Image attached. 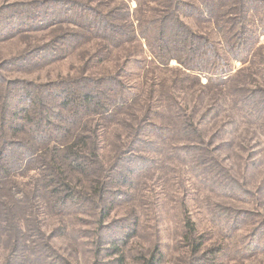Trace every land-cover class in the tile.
<instances>
[{
    "label": "rangeland",
    "instance_id": "1",
    "mask_svg": "<svg viewBox=\"0 0 264 264\" xmlns=\"http://www.w3.org/2000/svg\"><path fill=\"white\" fill-rule=\"evenodd\" d=\"M136 7L0 0V170L9 167L0 173V264H146L155 252L161 264H264V12L251 6L258 40L243 60L186 75L176 61L160 68L130 36L127 23L158 15ZM185 21L220 38L206 21ZM15 23L14 32L1 27ZM222 69L226 81L212 85ZM105 86L103 97L121 102L110 113L61 108L63 91ZM30 94L49 114L45 135L30 126ZM90 133L97 163L71 168L65 150ZM60 177L83 198L55 210L48 197Z\"/></svg>",
    "mask_w": 264,
    "mask_h": 264
},
{
    "label": "trees",
    "instance_id": "2",
    "mask_svg": "<svg viewBox=\"0 0 264 264\" xmlns=\"http://www.w3.org/2000/svg\"><path fill=\"white\" fill-rule=\"evenodd\" d=\"M137 7L135 13L138 12L141 7L150 6L146 13L158 14L148 21H136L135 24L127 23L129 26L130 36H135L138 39L139 44L144 47L147 44L152 54V61L156 63L160 68L168 69L172 61L177 62L176 69L181 70L186 75L192 73H205L210 72L209 64L215 63L217 68H221L227 64V61L231 56H234L236 60H243L245 52H251L253 45L257 43L258 34L253 26L250 25L252 19L256 17L255 12L251 9V6L259 5L261 10L264 12V0H135ZM156 4V8H154ZM258 12V11H257ZM193 17L198 22H208L215 27L216 32L220 38L214 41L212 34H200L196 32L191 25H189L185 19L187 17ZM129 22V21H128ZM142 23V24H141ZM146 23V28L144 24ZM20 24V22L18 23ZM18 24L15 23L5 26L1 25L2 28L14 32L19 30ZM116 30L119 34L121 29L114 25H106L105 32L110 30ZM96 37L97 34H95ZM119 36V35H118ZM262 36V35H261ZM217 37V34L216 36ZM222 42L225 46V51L220 53L218 51L219 44ZM218 47V48H217ZM218 71V70H215ZM221 77L211 80V84L223 83L226 80L223 79L222 75L226 74L229 70L222 69ZM188 77V76H187ZM225 77V76H224ZM107 86V85H106ZM101 91H77V89H69L63 91L60 97L62 98L61 108L67 109L69 112L76 110V114L80 115L82 112H97L99 115H106L110 113L116 106L120 105L121 102L110 103L109 99L103 95L106 94V88ZM30 98L31 105V117L30 126L37 133L44 127L43 123L50 124L49 114L43 109L42 103L33 97ZM122 100V99H120ZM50 111V110H47ZM63 111V110H62ZM47 115V118L43 119V114ZM38 115V117H37ZM110 115V114H109ZM108 115V116H109ZM107 117V116H105ZM62 121L65 122L63 117ZM189 126L194 129V134H199V131L194 127L192 122H188ZM47 130H42L38 134L45 135ZM83 136L79 139L76 145L69 147L64 152V159L68 161L69 165L73 169L84 171L87 168L93 167L97 163L99 155L97 154V143L94 134ZM201 164H206L201 161ZM3 172V173H2ZM9 172V167L4 162V166L1 167L0 173L5 174ZM53 177V176H52ZM51 179V178H49ZM102 187L100 188L101 191ZM15 191V189L13 190ZM50 197L48 202L53 200L52 204L55 210L62 209L61 206L65 204H75L80 200L82 195L76 193L71 187L69 181L64 177H60L58 180H54V184L50 189ZM86 197V196H85ZM78 198V199H77ZM88 198V197H87ZM0 201V209L8 207L7 202ZM18 204L14 205V208L18 210L24 209L23 202L24 198L17 199ZM30 210V209H29ZM28 210V212H29ZM3 220L5 216H2ZM0 217V225H4L6 221L2 223ZM187 236L191 238L195 234L194 226L192 222L186 220ZM6 229V228H5ZM4 232H1L0 236ZM35 236V235H34ZM32 238L35 239L36 237ZM121 244V243H116ZM114 246L110 248L116 256L120 253L119 247ZM198 247V246H197ZM157 252L153 254L151 258L146 260V264H161L160 257L156 258ZM158 259V260H155ZM105 264H123V258L118 256L117 258L111 259V261Z\"/></svg>",
    "mask_w": 264,
    "mask_h": 264
}]
</instances>
